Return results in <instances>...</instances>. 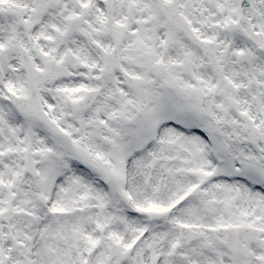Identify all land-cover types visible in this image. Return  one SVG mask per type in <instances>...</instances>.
<instances>
[{
  "label": "snow or ice",
  "instance_id": "1",
  "mask_svg": "<svg viewBox=\"0 0 264 264\" xmlns=\"http://www.w3.org/2000/svg\"><path fill=\"white\" fill-rule=\"evenodd\" d=\"M0 264H264V0H0Z\"/></svg>",
  "mask_w": 264,
  "mask_h": 264
}]
</instances>
